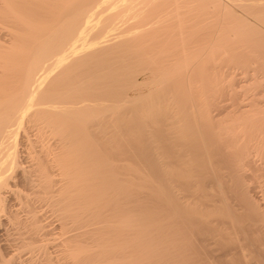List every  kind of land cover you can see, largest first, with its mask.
Listing matches in <instances>:
<instances>
[{
  "label": "rangeland",
  "instance_id": "obj_1",
  "mask_svg": "<svg viewBox=\"0 0 264 264\" xmlns=\"http://www.w3.org/2000/svg\"><path fill=\"white\" fill-rule=\"evenodd\" d=\"M110 1H104L105 4L102 0V5L98 6L97 4L101 3L100 0H0V85L5 84V87L9 88L6 89L8 92L13 90L12 95L14 97L17 95L12 103L10 100L6 105L0 106V113L11 110L18 99L21 89L18 93L14 88L18 85L17 82L24 78L23 67L36 60L37 62H44L46 59V62L50 61L51 59L46 55L54 52L55 47L61 44L64 32H68L69 29L70 32L77 30L80 28L77 27L78 22L87 18L82 16L81 20L77 19L78 14V16L83 15L81 12L84 11L89 15L88 10H92L89 9L92 6L96 8L102 6L98 8L99 10L95 8L97 12H101L100 9L105 6L102 9L104 13L96 12L97 15L108 17L106 20L108 22L113 20L114 23L115 21V24L110 22V26L102 29L99 25H95L96 28H88L93 33L92 36H96V33H101L108 27L111 29L110 41L101 43L109 46L106 50L107 46L101 45L100 47H104L101 48V52L97 45L90 49L79 50L83 51L82 53L75 52L76 49L74 55L70 56L71 58L66 57L61 62V64L68 63L70 60L65 67L73 61L74 65L79 66L72 67V64L67 69L73 70L67 73L70 74L68 78L74 76L72 81L76 80L75 73L80 76L75 84L79 83V79L82 80L84 76H88V79L85 78L83 81L88 89L79 83L83 87H73V93L79 92L78 95H80L82 92V94L72 96L75 102L84 98L82 102L78 101L80 112L83 115L86 113L84 116L86 119L83 117L84 121L79 126L77 132L79 141L77 142L87 145L86 149L91 150V157L90 155L83 157L86 161L82 159V162H86L84 163L86 167L81 163L84 172L80 176L84 175L82 183L86 185L80 184L81 179L79 178L81 177L74 175L71 178L74 179L67 183V187L63 186L60 192L53 191L47 196L45 192L34 187L32 182L34 176L32 178L31 174H28L30 172H26L28 176L25 177L29 180L20 179L16 185L17 190L12 193L13 195L7 193L6 200L2 202L4 207L0 212L2 213L0 215V264H111L112 261L114 264L125 262L135 256L133 248L136 249L137 245L133 246L134 240L132 239L133 241L129 240L131 244L124 241L122 246H118L124 248L123 246L126 245L125 250L121 249L122 252L116 248V240L121 238L116 237V239L111 235L119 236V232L115 231L120 228L116 224L120 222L118 221L120 219L116 220L119 214L133 218V222H137L142 228L145 227L142 236L144 242H141V245L146 242L144 247L151 248L148 255L155 260L153 262L150 259L153 264H264V0H144L143 8L142 1L140 5L139 0H126L125 2H130V6L124 10H122L126 7V5L123 7L124 0H117L118 4L121 1L122 8L113 6L118 5L114 3L116 0ZM80 3L84 4L80 7L78 5ZM89 3L90 5L87 6ZM94 3H97L96 6ZM111 3L114 4L107 5ZM131 5L134 6L131 7ZM105 9L109 11L116 9L118 10L116 12L122 10V12L116 14L115 11H110L114 13L113 15ZM125 10L126 13H123ZM94 12L92 13L95 17L94 21H98L99 16L96 18ZM127 13H130L126 17L129 20L126 21L124 18L126 23L123 22L121 27L127 24L123 28L129 30L130 35L118 26L123 21L121 14L127 16ZM131 14L133 17L130 16ZM136 14L140 15L136 17ZM118 15L121 19L114 17ZM90 17L93 19L91 15ZM103 17L100 18L105 21ZM138 25H141L142 30ZM130 29H134V32ZM119 31H123L124 34H120ZM132 37L133 40L129 44V38L132 39ZM112 40L116 42L112 43ZM45 44L48 46L45 47ZM41 48L43 50H40ZM132 51H134L133 54ZM90 53L93 55L97 53L98 56H92ZM86 57L93 58V60ZM6 63L12 64V68L6 66ZM16 67L19 68L16 69ZM61 68L65 69L62 65ZM58 70L60 71V68L53 71L51 77L59 74L57 77L61 79L60 76L64 74L57 73ZM98 70L100 73H96L99 72ZM90 73L98 75L94 76L101 81L96 79L98 81L94 84L96 80L91 78L93 75ZM19 76H22V79L18 78ZM11 79L15 80L14 83L9 81ZM106 80L108 81L105 82ZM54 84L59 86L56 81ZM54 84L50 83V85ZM111 84L115 85L111 86ZM8 85L13 86L7 87ZM70 86L73 85L70 84ZM108 86L110 87L107 89L110 90L105 88ZM2 88L4 87L0 89ZM59 88L60 86L56 89ZM94 88L95 91L91 90ZM103 88H105L104 91ZM83 89L86 91L84 92ZM3 90H1L3 93H7ZM96 90H99L98 93ZM8 94L11 95V93L5 95ZM8 97L10 99L12 96ZM96 99L101 100L99 102ZM85 100L90 103H86ZM113 101H115L114 105H110ZM93 104L94 106H91ZM92 111L94 113H88ZM94 114L97 115L94 117ZM117 117L123 118V122ZM93 120L96 122H91ZM116 120H119L118 123L122 122V125L115 126L117 123L113 125V121ZM37 125L38 121L35 124L29 123L27 125L29 130L26 128L28 133H24L28 136L22 135L20 139V141L26 139L27 143L35 141V143L27 144L28 146L32 144L34 147L31 145L30 148L21 147L20 149L22 157H26L25 153L27 155V161L24 158L25 162L22 164L26 170L28 164L37 160V157L42 159L43 154L39 152L41 148H38L40 146L38 137H43L42 141L43 139L46 143L49 141L47 144L55 148V135L46 133L45 130H43L44 135L37 133ZM85 132H87L86 135ZM23 137L26 138L23 139ZM102 143H106L109 148L113 147L115 152L111 149L110 154L106 153L102 149L105 146ZM27 150L31 151L28 152L30 155L26 152ZM112 153H115L113 157ZM87 167L90 169L87 170ZM91 170L92 173L89 172ZM83 173H88V175ZM92 177H95V181ZM86 179L90 180V183L85 182L88 181ZM73 181L75 182L74 187L90 185V188L91 186L94 189L97 187L100 191L98 189L93 191V187L88 188L89 190L86 187L79 189L80 186L77 190L72 187ZM107 189L109 194L114 195V192H118L114 197H118L121 204L118 199L116 202L113 197L111 198L107 192V195H104L103 192ZM96 194L99 199L94 197ZM106 196L111 200L103 198ZM74 199H80L76 203L84 205L78 208L80 204L74 203ZM101 200L119 203L121 208L110 202L101 205ZM70 201L73 205L76 204L75 208L78 209L72 211L74 207L70 208L71 206L67 204ZM93 201L97 202L93 203ZM107 204L111 205L108 207L113 206V211L112 208L110 211L105 210ZM92 205L99 208L95 210ZM129 207L132 209V212H129L131 215L125 213L128 212L126 210L131 211ZM117 208H119L118 213H116ZM91 209H94L92 211L98 213L99 217L94 218L97 216L96 213L94 216L86 214ZM59 211L60 213L65 212L67 216L62 217L58 214ZM101 211L106 217L100 214ZM111 211L118 216L111 214ZM133 212L142 214L138 216ZM76 214L81 215L79 219L76 218ZM84 214L88 218L86 215L85 218ZM134 215L137 217H133ZM101 216H103L102 220H100ZM104 217H110V219ZM60 218L63 219L62 228H65L62 230ZM92 218L95 219H93L94 222L96 221L94 225L105 224L102 230L105 228L106 233L100 232V235H103L101 237H104L102 240L95 242L98 234L93 232L83 234L78 240L75 238L74 242L67 239L69 235L79 230L78 228L72 229L75 227L73 225L75 221L80 220L79 222L87 224ZM120 218L123 217L120 215ZM89 225L87 224L88 227L91 226ZM35 227L36 231L32 229ZM150 236L152 237L149 238ZM125 237L127 236L123 235L122 239ZM83 238H86L84 242L81 241ZM65 246H68L67 250ZM105 249L108 251L105 252ZM99 250H102L103 254ZM84 251L86 253H83ZM126 252L133 253V256L128 254L129 257ZM152 252L154 254H150ZM11 255L13 259H10ZM110 255H113L111 259ZM86 259L91 262H87ZM103 260L106 263H103ZM150 261L146 263L149 264Z\"/></svg>",
  "mask_w": 264,
  "mask_h": 264
},
{
  "label": "bare ground",
  "instance_id": "obj_2",
  "mask_svg": "<svg viewBox=\"0 0 264 264\" xmlns=\"http://www.w3.org/2000/svg\"><path fill=\"white\" fill-rule=\"evenodd\" d=\"M9 1V0H8ZM101 1V3H99V4H97V3H94V5L95 4H97L98 6L99 5H102V3L104 2V1H106V0H103V2H102V0H100ZM112 1V0H111ZM110 1V2H111ZM119 1V0H118ZM118 1L116 0V1H114V3H116V4H118ZM126 0H124L123 2H124V4H123V7H124V5H126V7L125 8H122V6H121V1L119 2L120 4H118V5H115L114 3H111V5H109V4H107L108 6H112V4H114L113 6L115 7V6H119V7H121L122 8V10H124V9H126L128 6H130V2H125ZM128 1V0H127ZM132 1V0H131ZM140 1H142V5H141V3H140ZM143 1L144 0H139V2L138 3H140V5L142 6V8H143V5H144V3H143ZM149 1H151V0H149ZM175 1H177V0H175ZM6 2V1H5ZM234 2V1H233ZM239 2V1H238ZM22 3V2H21ZM105 3V2H104ZM155 3V2H154ZM176 3V2H175ZM178 3V2H177ZM81 4H84V3H80V4H78L80 7H81ZM87 4V3H86ZM106 4V3H105ZM233 4V3H232ZM248 4V3H247ZM5 5H7V4H5ZM90 5V3L87 5V6H89ZM104 5V4H103ZM135 5V4H134ZM134 5H131V7H133ZM140 5H139V7H140ZM151 5V4H150ZM176 5V4H175ZM77 6V5H76ZM84 6V5H83ZM96 6V5H95ZM97 6V7H98ZM254 6V5H253ZM263 6V5H262ZM14 7H15V5H14ZM84 7H86V6H84ZM100 7H102V6H100ZM100 7H98V8H100ZM131 7H130V9H131ZM1 8V7H0ZM74 8V7H73ZM76 9H78L79 7H75ZM83 8V7H82ZM89 8V7H88ZM95 8L96 7H90L89 9H92V10H88V9H86V10H88L90 13H89V15H87V13H85L84 11L83 12H81L83 15H80V16H78L77 15V19H80L81 20V18H82V16H85V17H87V18H85V20L84 21H79L78 22V25L79 26H77V25H73V26H77V27H80V28H76L77 30H74L73 32H70V29H69V31L68 32H64L65 33V35H63V38H62V42H61V44L59 45V46H56V47H58L57 49H56V47H55V50H54V52H50V53H48L46 56H48L47 58H50L51 60L50 61H48V62H46L47 61V59L43 62H37V60L36 61H34V62H31V63H29V64H27L26 66H24L23 68H24V71H25V75H24V78H23V80H21L20 82L18 81L17 83H18V87L19 86H21V87H17V86H15V88H14V90H16L15 92H18L19 91V89H21V91H19L20 92V95L18 96V99H16V102L14 103V106L12 107V109L11 110H8V111H3V112H1L0 113V212L2 211V207H4V206H2V202L4 201V200H6V197H7V195L10 193V194H12L13 192H15L16 190H17V188H16V185H17V183H18V181L20 180V179H28V178H26L28 175H26V172H30V173H28V174H31V177L33 178V176H34V178L32 179V182H33V184H34V187H37L38 189H39V191H42V192H45L46 193V195L48 194V193H52L53 191L54 192H56V191H58V192H60V190H61V188L64 186H66V185H68L67 183H69V182H71L73 179H71L72 177H74V175H75V177H77V175H78V177H81V178H79V179H81V183L80 184H83V185H86V183H82L83 181V177H84V175H82V176H80L81 175V173L82 172H84L83 171V168H82V166L84 165L85 167H86V164H84V163H86V162H82V159L83 160H85L84 158L86 157V156H89L91 153V150L89 149V150H87L86 148H87V145H85V144H83V143H81V142H77V141H79V139H78V130H79V126H80V124H81V122H83L84 120H83V117L84 116H86L85 114L86 113H84V115L80 112V106H79V104H80V102H82L81 100L82 99H84V98H82L81 100H80V102H78V101H76L75 102V100L72 98V96H80L81 94H82V92L80 93V95H78V93L79 92H77L76 90H74L75 92H77L76 94L75 93H73V89L75 88V87H78V86H82V85H79V83L81 84H83L84 82L83 81H85V78H87L88 79V76L86 77V76H84L83 78L84 79H79L80 81H82V82H80L79 81V83L77 82V84H75V81H77V78L78 77H80V76H78V73H75V75H76V80L75 81H72L71 79H72V77L74 78V76H71V78H68L69 76H70V74H67V73H70V72H72L73 70H71V69H69L70 70V72H69V70H67L68 68H70L71 66H72V64H73V62H71V64L70 65H66V67H65V64H68V63H70V60H69V62L68 63H62L61 64V62L62 61H64V59L66 58V57H70V56H72V55H74V51L75 52H78L79 50H86V49H90V47H93V46H95L96 47V45L97 46H99L100 47V45L101 46H104V47H106L107 45H106V43H105V45H102L101 43H103V42H105V41H107V40H109L110 39V33H112L111 32V29L108 27L107 29H104L101 33H96L97 35L96 36H92L93 35V33H91V30L89 29L88 30V28H93V27H95V25H99V28H103V27H105V26H110L111 24H110V22L112 23V24H115V21H114V23H113V20H111V21H106L107 19H108V17L107 18H105V17H103L102 15H97V13L98 14H103L104 13V10H102L103 8H105V6H103V8L102 9H100V11L101 12H97L96 10H95ZM98 8H96L97 10H99ZM115 8H117V7H115ZM135 8H137L136 6H135ZM142 8H140V9H142ZM178 8V7H177ZM189 8V7H188ZM110 9V8H109ZM112 9V8H111ZM119 9V8H118ZM133 9V8H132ZM251 9V8H250ZM79 10H81V9H79ZM105 10H107V9H105ZM122 10H119L120 12H122ZM186 10V9H185ZM254 10V8L252 9V11ZM25 11V10H24ZM72 11V10H71ZM70 11V12H71ZM93 11H95L94 13L96 14L95 16H96V18L99 16V18L97 19L98 21H99V19H102V18H100V17H103V18H105V21H103V19L102 20H100V21H103V22H98V21H94L95 20V17H93L94 16V14H92L93 13ZM107 11H109V10H107ZM111 11V10H110ZM109 11V12H110ZM112 11H115L114 13H116V14H120V12H116V11H118V10H116V9H114V10H112ZM111 11V12H112ZM139 11V10H138ZM165 11V10H164ZM184 11V10H183ZM242 11V10H241ZM247 11V10H246ZM73 12H75V11H73ZM97 12V13H96ZM108 12V13H109ZM110 12V13H111ZM130 12V11H129ZM132 12V11H131ZM130 12V13H131ZM167 12V11H166ZM80 13V12H79ZM114 13H111V14H113L114 15ZM123 13H126V10H125V12H123ZM129 13V14H130ZM140 13V12H139ZM247 13V12H246ZM128 13H127V16H125V15H123V14H121L120 16L121 17H123V21H121V20H119V22L121 21L122 23H118L119 25L118 26H120L121 27V24H123V22L124 23H126L125 22V19H126V21H128L129 19H127L126 17H128V15H129ZM68 15H70V14H68ZM90 15L92 16V18L93 19H91V17H90ZM110 15V14H109ZM133 14H131L130 16H132ZM137 15L138 14H136V17H137ZM140 15V14H139ZM138 15V16H139ZM107 16H108V14H107ZM112 16V15H111ZM110 16V17H111ZM164 16V15H163ZM163 16H161V17H163ZM88 17H90V18H88ZM109 17V18H110ZM115 18L117 17V18H119V19H121L120 17H119V15L118 16H114ZM114 17H111V18H114ZM133 17V16H132ZM157 17V16H156ZM3 18V17H2ZM69 18V17H68ZM72 18H74V17H72ZM110 18V19H111ZM125 18V19H124ZM84 19V18H83ZM134 18H132V20H133ZM66 20V19H65ZM69 20V19H68ZM117 20V19H116ZM135 20V19H134ZM78 21V20H77ZM131 21V20H130ZM65 22V21H64ZM76 22V21H75ZM108 22V23H107ZM136 22V21H135ZM69 23V22H68ZM129 23V22H128ZM132 23H133V21H132ZM143 23V22H142ZM141 23V24H142ZM65 24V23H64ZM73 24V23H72ZM74 24H77V23H74ZM103 24H105V25H103ZM130 24V23H129ZM148 25H150V24H148ZM125 26V25H124ZM123 26V27H124ZM126 26H127V24H126ZM125 26V27H126ZM139 26V25H138ZM141 26V25H140ZM139 26V27H140ZM123 27H121V28H123ZM4 28V27H3ZM96 28V27H95ZM141 28V27H140ZM68 29V28H67ZM66 29V30H67ZM124 29V28H123ZM139 29V28H138ZM148 29V28H147ZM146 29V30H147ZM60 30V29H59ZM58 30V31H59ZM99 30V29H98ZM132 32H134V29L132 30V29H130ZM141 30H142V28H141ZM95 31H96V29H95ZM123 31H126V32H128L127 34H129V33H131L129 30H123ZM123 31H119L120 32V34L121 33H123L124 34V32ZM54 32H56V31H54ZM54 32L52 33V34H54ZM60 32H61V30H60ZM97 32H99V31H97ZM115 32V31H114ZM63 33V32H62ZM62 33H61V35H62ZM9 34H11V33H9ZM116 34V33H115ZM122 34V35H123ZM133 34V33H132ZM132 34H131V36H132ZM141 34V33H140ZM113 35V34H112ZM130 35V34H129ZM128 35V36H129ZM135 36H136V34H134ZM7 36V35H6ZM16 36V35H15ZM41 36V35H40ZM53 36H55V35H53ZM53 36H50V37H53ZM59 36V35H58ZM120 36V35H119ZM121 37H123V36H121ZM16 38V37H15ZM119 38V37H118ZM124 38H126L125 36H124ZM52 39V38H51ZM8 40V39H7ZM56 40V39H55ZM57 40H58V38H57ZM113 40H115V38H113ZM112 40V43L114 42H116V41H113ZM125 40V39H124ZM131 40H133V37H132V39L131 38H129V44H130V41ZM151 40V39H150ZM14 41V40H13ZM110 41V40H109ZM121 41V40H120ZM127 41H128V39H127ZM47 43H49L48 41H47ZM99 43V44H98ZM111 43V42H110ZM125 44H127L126 42H124ZM104 44V43H103ZM49 45H50V43H49ZM52 45H54V43H52ZM52 45H51V47H52ZM109 45V44H108ZM111 46L113 45V44H110ZM119 45V44H118ZM1 46H3V44L1 45ZM20 46V45H19ZM46 46H48V44H45V47ZM123 46H124V44H123ZM44 49H45V47H44V45L42 46ZM104 47H100L98 50H99V52H101L100 50H101V48H104ZM109 46H107L106 48H105V50L108 48ZM14 48V47H13ZM50 48V47H49ZM49 48H47V50H49ZM53 48V47H52ZM98 48V47H97ZM110 48H112V47H110ZM124 48V47H123ZM122 49V48H121ZM129 49V48H128ZM40 50H43L42 48L40 49ZM94 50V49H93ZM92 50V51H93ZM134 50V49H133ZM73 51V52H72ZM95 51H97V50H95ZM134 51H137V52H139L138 50H134ZM134 51H132L131 53L133 54V52ZM37 52H39V51H37ZM41 52V51H40ZM39 52V53H40ZM47 52V51H46ZM45 52V53H46ZM83 52V51H82ZM82 52H80L79 51V53H82ZM103 52H104V50H103ZM103 52H102V54H103ZM142 52V51H141ZM141 52H139V53H141ZM149 52V51H148ZM33 53V52H32ZM44 53V52H43ZM89 53V52H88ZM87 53V54H88ZM143 53V52H142ZM171 53V52H170ZM35 54V53H34ZM90 54H92V53H90ZM95 54V53H94ZM97 54V53H96ZM95 54V55H96ZM101 54V53H100ZM136 55H137V53H135ZM148 54V53H147ZM95 55H93L92 54V56H95ZM146 55V54H145ZM87 56H90V55H87ZM96 56H98V55H96ZM134 56V55H133ZM138 56V55H137ZM39 57H40V55H39ZM39 57H38V60H39ZM71 58V57H70ZM70 58H67V59H70ZM86 58H88V57H86ZM85 58V59H86ZM24 59V58H23ZM41 59V58H40ZM73 59V58H72ZM71 59V60H72ZM81 59V58H80ZM88 59H91L90 57L88 58ZM0 60H1V58H0ZM21 60V59H20ZM91 60H93V58L91 59ZM26 61V60H25ZM40 61V60H39ZM81 61V60H80ZM1 62V61H0ZM6 62H10V63H16V62H11V61H6ZM20 62V61H19ZM18 62V64H21V63H19ZM22 62V61H21ZM29 62V61H28ZM66 62V61H65ZM177 62V61H176ZM5 63V62H4ZM1 64V63H0ZM12 64L11 65H9L8 63H6V66H8V67H11L12 68ZM79 64H80V62H79ZM78 64V65H79ZM84 64V63H83ZM61 65L65 68L64 70H62V68H61ZM88 65V64H87ZM2 66H5V65H2ZM76 65H74L73 64V66L72 67H75ZM20 67V66H19ZM19 67H16V69L17 68H19ZM76 67H79V66H76ZM4 68V67H3ZM11 68H9V69H11ZM58 68H60V71L58 70L57 71V73H60V74H64V75H62V76H64L65 77V79H64V77H62V76H60L61 77V79H58L59 77H57V75H59V74H57L56 76H53V77H51V73L53 72V71H55V70H57ZM84 68V67H83ZM95 68V67H94ZM5 69V68H4ZM22 68H20V70H21ZM74 69V68H73ZM75 69H77V68H75ZM98 69H99V67H98ZM23 70V69H22ZM21 70V71H22ZM62 70V71H61ZM78 70H79V68H78ZM85 70V69H84ZM86 70H88V69H86ZM85 70V71H86ZM101 70V69H100ZM100 70H98L99 72H96V73H100ZM6 71H8V70H6ZM14 71H16V73L18 72L17 70H14ZM65 71H67L66 73H64ZM91 71V70H90ZM105 71V70H104ZM5 72V71H4ZM11 72V71H10ZM23 72V71H22ZM22 72H20L21 74H22ZM19 73V74H20ZM88 73V72H87ZM86 73V74H87ZM20 74V75H21ZM24 74V73H23ZM56 74V73H55ZM55 74H53V75H55ZM80 75H82V73H79ZM90 74H92L93 75V77H91L92 79L94 78L95 80L96 79H99V78H97V77H95V76H98V75H95V73L93 74V73H90ZM18 75V74H17ZM89 75V74H88ZM95 75V76H94ZM89 76H91V75H89ZM99 76H101L100 74H99ZM10 77V76H9ZM56 77V78H55ZM12 78H13V76H12ZM18 78H20V79H22V76L20 77H18ZM52 78V79H51ZM90 78V79H91ZM55 79H57V80H55ZM69 79V80H68ZM86 79V80H87ZM93 79V80H94ZM117 79V78H116ZM17 80H19V79H17ZM55 80L56 81V83H59V86H60V88L59 89H56V88H58L59 86L57 85V84H54L55 83V81L53 82V81ZM92 80V81H93ZM94 80V81H95ZM4 81H6V80H4ZM10 82L11 81H13L12 79L11 80H9ZM15 81V80H14ZM14 81L12 82V83H14ZM97 81L98 80H96V82H94V84L95 83H97ZM99 81H101V79H99ZM108 80H106L105 82H107ZM117 81H118V79H117ZM49 82V83H48ZM71 82H73V84L71 83ZM119 82V81H118ZM8 83V82H7ZM12 83H9V84H12ZM50 83H52V84H54L55 85V89H54V85H50ZM88 83H90L89 81H88ZM137 83V82H136ZM20 84V85H19ZM69 84V85H68ZM70 84L71 85H73V86H70ZM91 84H93V83H91ZM108 84V83H107ZM116 84V83H115ZM115 84H111V86H113V85H115ZM139 84V83H138ZM142 84V83H141ZM74 85H76V86H74ZM84 85V88L86 87V89H88L87 88V86H85L86 84H83ZM89 85V84H88ZM98 85V84H97ZM109 85V84H108ZM118 85V84H117ZM1 86V85H0ZM10 86H13V85H8L7 87H10ZM62 86V87H61ZM94 86H96V85H94ZM98 86H100V85H98ZM104 86V85H103ZM1 87H4V88H2V89H0V91L1 90H3V91H7L8 89L5 87V84H4V86H1ZM0 87V88H1ZM74 87V88H73ZM83 87V86H82ZM92 87V86H91ZM110 86H108V87H105L106 89L107 88H109ZM118 87V86H117ZM120 87V86H119ZM105 88H103V91H104V89ZM7 89V90H6ZM12 89V88H11ZM114 89V88H113ZM117 89V88H116ZM120 89V88H119ZM91 90H93V91H95V88L94 89H91ZM107 90H110V89H107ZM122 90V89H121ZM11 92H8L7 91V93H11V95L10 94H8V95H5V94H7V93H3L2 91H1V93H0V98H2V99H0L1 101H0V103L1 102H3L6 98H7V100H5V102L4 103H1V105L0 106H4V105H6V103H8L10 100H11V102L10 103H12V101H14L15 100V98L17 97V95H16V97H14L13 95H12V93H13V90H10ZM83 91H84V89H83ZM86 91V90H85ZM84 91V92H85ZM98 91L99 90H96V92L98 93ZM18 92V93H19ZM88 92H90V91H88ZM110 91H108V93H109ZM127 92V91H126ZM132 92V91H131ZM93 93V92H92ZM113 93H114V91H113ZM117 93H120V92H117ZM117 93H115V94H117ZM85 94V93H84ZM87 94V93H86ZM125 94V93H124ZM127 94V93H126ZM93 96H94V94H92ZM99 95V94H98ZM104 95V94H103ZM110 95V94H109ZM113 95V94H112ZM121 95V94H120ZM5 96H7L6 98H4ZM8 96H12L10 99H9V97ZM97 96V95H96ZM125 96V95H124ZM89 97H90V95H89ZM110 97H112V96H110ZM126 97V96H125ZM75 98V97H74ZM81 98V97H80ZM94 98V97H93ZM127 98V97H126ZM9 99V100H8ZM95 99V98H94ZM93 99V100H94ZM108 99V98H107ZM110 99V98H109ZM122 99V98H121ZM90 100H92V99H90ZM96 100H99V102H100V100L101 99H96ZM95 100V101H96ZM105 100V99H104ZM116 100H118V99H116ZM86 101V100H85ZM106 101V100H105ZM110 101H112V99L110 100ZM255 101V100H254ZM88 101H86V103H87ZM94 102V101H93ZM98 102V101H97ZM88 103H90V102H88ZM95 104H97L96 102H94ZM102 103H107V102H102ZM114 103H115V101H113L112 102V104H110V105H114ZM2 104H4V105H2ZM90 105V104H89ZM166 105V104H165ZM253 105V104H252ZM264 105V104H263ZM86 106H87V104H86ZM91 106H94V104L93 105H91ZM84 107V106H83ZM3 107H1V109H2ZM108 108V107H107ZM94 109V108H93ZM104 109V108H103ZM89 111V110H88ZM95 112H98V111H95ZM88 113H94L93 111L92 112H88ZM87 113V114H88ZM102 113V112H101ZM95 115H97V114H94L93 116L95 117ZM102 115H104V114H102ZM106 116V115H105ZM118 116H120V115H118ZM122 116V115H121ZM120 116V117H121ZM123 117V116H122ZM142 117V116H141ZM85 119H86V117H84ZM91 118V117H90ZM93 118V117H92ZM118 119H119V117H117ZM116 118V119H117ZM100 119V118H99ZM88 120V119H87ZM119 120H122V122H123V118L122 119H119ZM119 120H116V121H113L114 122V124L113 125H115L116 123V125L115 126H118L119 124H121L122 125V122H120V123H118V121ZM160 120V119H159ZM36 121H38V125H37V129H38V131H36L37 133H41L42 135H44L45 133V131H46V133H53L54 135H51V136H54L55 137V140H54V145H55V148H52L51 147V145L49 146L47 143H49V141H47V143H46V141L44 142V140L45 139H43V141L41 140V138H43V137H38V138H40V139H38V140H40V146H38V148H41V149H39L40 151L39 152H41L43 155H42V159H40V158H38L37 157V160H34L31 164H28L29 166H28V168H30V169H28L27 168V170L23 167L24 165H22L25 161H24V158L26 159V161H27V155H26V153H25V156L26 157H22V151L20 150L21 149V147H24V148H26V147H29L30 148V146L32 145V144H29V146L27 145L28 143H32V142H34L35 143V141H32V142H28L27 143V141H25L26 139H24V138H26V137H23V141L21 140L20 141V139L22 138V135L24 136V135H26L28 132H26V128L27 127H29V126H27V125H29V123L30 124H35L36 123ZM89 121V120H88ZM110 120L108 119V122H109ZM91 122H96L95 120H93V121H91ZM110 123V122H109ZM82 124H84V123H82ZM96 124V123H95ZM91 125H93V124H91ZM101 125V124H100ZM109 125H111V124H109ZM39 126V127H38ZM97 126V125H96ZM103 126V125H102ZM34 127V126H33ZM95 127V126H94ZM97 127H99V126H97ZM155 127H156V125H155ZM90 128V127H89ZM158 128V127H157ZM28 129V128H27ZM87 129V128H86ZM94 129V128H93ZM29 130V129H28ZM43 130H45V131H43ZM162 130V129H161ZM41 131H43V133L41 132ZM49 131V132H48ZM166 131V130H165ZM24 133H26V134H24ZM163 133V132H162ZM50 134H47V135H50ZM85 135L87 134V132H85L84 133ZM114 134V133H113ZM112 134V135H113ZM39 135V134H38ZM46 135V136H47ZM93 135V134H92ZM26 136H28V135H26ZM94 136V135H93ZM54 137H52V138H54ZM29 137H27V139H28ZM45 138V137H44ZM87 138V137H86ZM46 139H48V138H46ZM111 139H112V137H111ZM49 140V139H48ZM82 140V139H81ZM31 141V140H30ZM82 141H87V140H82ZM97 141H98V139H97ZM101 141V140H100ZM112 141V140H111ZM110 141V142H111ZM107 142V141H106ZM52 143V142H51ZM112 143V142H111ZM95 144H96V141H95ZM94 144V145H95ZM102 144H104L105 146L102 148L106 153H108V154H110L111 153V149L113 148V147H108V145L106 144V143H102ZM109 144V143H108ZM27 145V146H26ZM93 145V146H94ZM111 145V144H110ZM92 146V147H93ZM113 146V145H112ZM31 147H34V145H32ZM54 147V146H53ZM115 147V146H114ZM38 148H37V150H38ZM89 148H90V146H89ZM97 148H99V147H97ZM95 149V148H94ZM30 150H32V148L30 149ZM113 151L112 152H115L114 151V149H112ZM25 151V150H24ZM27 153L28 152H31V151H29V150H27L26 151ZM95 153V152H94ZM105 153V154H106ZM117 153V152H116ZM29 155H30V153H28ZM113 154H115V153H112L111 155H112V157H113ZM38 155H40V154H38ZM84 157V158H83ZM90 157H91V155H90ZM89 157V158H90ZM97 157V156H96ZM108 158V157H107ZM29 159V158H28ZM33 159V158H32ZM94 159V158H93ZM86 161V160H85ZM93 162V161H92ZM118 162V161H117ZM30 163V162H29ZM81 163H83V165L81 164ZM27 166V165H26ZM95 166H96V164H95ZM92 167H94V166H92ZM91 167V168H92ZM96 168V167H95ZM88 169H90V168H88L87 167V170ZM85 170V169H84ZM126 170V169H125ZM86 171V170H85ZM187 171V170H186ZM89 172H91L92 173V170L91 171H89ZM96 173V172H95ZM83 174H87L88 175V173H83ZM86 175V176H87ZM26 176V177H25ZM55 176L57 177V178H55ZM93 176V175H92ZM91 177V176H90ZM30 178V177H29ZM95 178V177H94ZM94 178L92 177V179L94 180ZM235 178V177H234ZM85 179V178H84ZM88 179H90V178H88ZM88 179H86V180H88ZM91 179V180H92ZM29 180V179H28ZM28 180H26V181H24V180H22V181H24V182H27ZM93 180H92V182H93ZM95 181V180H94ZM76 182H77V180H76ZM85 182H87V183H90V180H88V181H85ZM91 182V183H92ZM29 184H30V182H28ZM73 183H75L74 181L72 182V187H74L73 186ZM79 183H77V185L79 184ZM99 184V183H98ZM58 185V186H57ZM77 185H75V186H77ZM88 185V184H87ZM57 186V187H56ZM79 186H80V188H79ZM79 186H77V187H74V188H76L77 190H79V189H81V188H89V189H91L93 186H91V188L89 187L90 185H88V187L87 186H81V185H79ZM67 187V186H66ZM69 187V186H68ZM113 187V186H112ZM177 187V186H176ZM175 187V188H176ZM71 188V187H70ZM79 188V189H78ZM101 188V187H100ZM105 188V187H104ZM111 188V187H110ZM37 189V190H38ZM88 189V190H89ZM96 189H98L99 191H100V189L99 188H95L94 189V187H93V191L94 190H96ZM102 189V188H101ZM119 190V189H118ZM19 191V190H18ZM93 191H91V192H93ZM98 191V193H100ZM108 191V189L105 191V192H103L104 193V195H107V192ZM89 192V191H88ZM107 192V193H106ZM111 192H114V191H111ZM6 193V194H5ZM8 193V194H7ZM45 193H44V195H45ZM90 193V192H89ZM93 193H96V192H93ZM116 193H118V192H114V195H116ZM130 193V192H129ZM101 194V193H100ZM109 194V193H108ZM13 195V194H12ZM91 195V194H90ZM109 195H111V198L113 197V199L114 200H116V199H118V197H114V195L113 194H109ZM113 195V196H112ZM48 196V195H47ZM72 197V196H71ZM95 198H98L97 197V194H96V196H94ZM261 197V196H260ZM47 198V197H46ZM103 198H108V196H106V197H103ZM135 198H137L136 196H135ZM49 199H50V197H49ZM81 199V198H80ZM80 199H78L79 201H80ZM82 199H85V198H83L82 197ZM81 199V200H82ZM92 199V198H91ZM99 199V198H98ZM98 199H96L97 201H100V200H98ZM109 200H111L110 198H108ZM60 200V199H59ZM75 200V202L74 203H76V202H79L78 200H76V199H74ZM74 200H71L72 202L74 201ZM95 200V199H94ZM108 200V202H110L111 204H113V205H115V206H117L119 203L121 204V200H119V203H115V202H111V201H109ZM114 200H112V201H114ZM118 200H116V202H118ZM134 200V199H133ZM54 201V200H53ZM71 201L70 202H68L67 204L68 205H70L71 207L70 208H72V207H74L73 208V210L72 211H74V210H76V209H78L79 207H81V206H83L84 204H80V203H76V204H80V206H78V208H75V206H76V204L75 205H73L72 203H71ZM87 201V200H86ZM92 201V200H91ZM97 201H95V202H97ZM102 201V200H101ZM94 201H93V203H95ZM106 201L105 200H103L100 204L102 205L103 203H105ZM108 202H106V203H108ZM56 203H57V201H56ZM62 203V202H61ZM65 203V202H64ZM72 205H71V204ZM85 203V202H84ZM87 203H88V201H87ZM127 203H128V201H127ZM126 203V204H127ZM132 203V202H131ZM130 203V204H131ZM137 203H139V202H137ZM89 204V203H88ZM96 204H99V203H96ZM117 204V205H116ZM67 205V206H68ZM103 205H105V204H103ZM128 205V204H127ZM137 205V204H136ZM139 206H140V203L138 204ZM64 206V205H63ZM89 206V205H88ZM96 206H98V205H96ZM108 206H111V205H108L107 204V207ZM114 206V207H115ZM129 206V205H128ZM56 207V206H55ZM92 207L96 210L97 208H99V207H97V208H95L94 207V205H92ZM92 207H88L89 209L90 208H92ZM107 207H105V208H103V209H105V210H107V211H110L111 210V208H112V211H113V206L112 207H108V208H110V209H108ZM118 207L119 208H121V206L120 205H118ZM141 207V206H140ZM140 207H138V208H140ZM28 208V207H27ZM59 208V207H58ZM69 208V209H70ZM84 208H86L85 206H84ZM116 208V207H115ZM119 208H117V212L116 213H118V210H119ZM130 208V207H129ZM128 208V209H129ZM51 209V208H50ZM63 209H65V208H63ZM94 209H91V211L90 212H88V213H86V214H90L91 216L93 215L94 216V213H96V212H93L92 210H94ZM66 210H68V208L66 209ZM84 210V209H83ZM100 210H101V208L98 210V213L100 212ZM105 210H103L105 213L107 212V211H105ZM121 210H123V209H121ZM121 210L119 211V212H121ZM126 210V209H125ZM130 210L131 211H129V210H126V211H128V212H125L124 210H123V212H125V213H128L129 215H131V213H129V212H132V209L130 208ZM135 210V209H134ZM133 210V211H134ZM137 210V209H136ZM141 210V209H140ZM55 211H56V209H55ZM61 211H65V210H61ZM82 211V210H81ZM81 211H79V212H81ZM87 211H89V210H87ZM112 211H111V214H113V215H116V214H114V213H112ZM168 211V210H167ZM102 212V211H101ZM66 213H68V212H66ZM71 213H73V212H71ZM98 213H96L97 214V216L95 217L94 216V218H97V217H99L98 216ZM103 213V212H102ZM100 213L101 215H104L105 216V214L103 213ZM124 213V214H125ZM198 213V212H197ZM2 213H0V215H1ZM58 214H61L62 215V217H64V216H67L66 214H65V212L64 213H60V211H59V213ZM69 215H70V213H68ZM81 214H82V212H81ZM86 214H84V216L86 215ZM133 214H138V216L139 215H141V214H139V213H137V212H133ZM71 215H73V214H71ZM120 215L123 217V218H120ZM127 215V214H126ZM76 216V218L77 219H79L80 217L79 216H81L80 214L78 215V214H76L75 215ZM74 216V217H75ZM87 216V215H86ZM86 216H85V218H86ZM109 216H112V215H109ZM116 216H118V215H116ZM116 216H112V217H116ZM56 217H59V216H56ZM79 217V218H78ZM102 217L103 216H101V218H100V220H102ZM106 217V216H105ZM104 217V218H105ZM132 217V216H131ZM133 217H137L136 215H134ZM28 218V217H27ZM34 218H36V217H34ZM66 218V217H65ZM84 218V217H83ZM87 218H88V216H87ZM94 218H92V220H90V222L91 221H93V219ZM110 219V217H107V218H105V219ZM61 219V218H60ZM70 219H71V217H70ZM82 219V218H81ZM112 219V218H111ZM114 219V218H113ZM117 219H120V220H118V221H120L119 223L117 222L116 224H118V226L117 227H119L120 226V228H118L117 230H115V231H118L119 233V236L117 235L116 236V234H113L112 232H115V231H113L112 230V234L113 235H111L112 237L114 236L115 238L116 237H118V238H121L120 240H116L117 242H116V244H117V247L116 248H119L118 246H122L121 244H123L124 243V241L125 242H128V243H130L131 241H133V246H134V244L135 245H137V248L135 249V248H133L134 249V251H135V256L134 257H132L131 259H129V260H127V261H125V262H119V263H114V264H147L146 263V261H150V259H151V261H155V260H153V257H150L149 255H148V253L149 252H151L150 250H151V248L150 247H144V244L146 243H144V244H142L141 245V242H144V241H142V236H143V231H144V229H145V227L144 228H142V226L140 225V224H138L137 222H133V218H130V217H124V215H122V214H119V216L116 218V220ZM140 219V218H139ZM170 219V218H169ZM45 220V219H44ZM58 220V219H57ZM63 219H61V221H62ZM86 220V219H85ZM95 220V219H94ZM161 220V219H160ZM73 221V220H72ZM80 221V220H79ZM79 221H75L74 222V224L73 225H75V227L74 228H72V229H79L78 231H75V233H72V235H69V237L67 238L68 240H72L73 242L77 239H79V238H81L82 237V235L83 234H87V233H97L98 234V236L95 238V242L97 241V240H99V239H103L104 237H101V236H103V235H100V232H102V231H104V229L102 230V226L103 225H105L104 223H102L103 225L102 226H99V225H101V224H99V223H97V225H94L95 223H96V221L94 222L93 221V223H90V222H88L87 224L89 225V223H90V225L92 226V228H90V227H88L87 226V224L84 222H79ZM104 221H106V220H104ZM111 221H114V220H111ZM141 221V220H140ZM171 221V220H170ZM65 222V221H64ZM87 222V221H86ZM97 222H98V220H97ZM100 222H102V221H100ZM108 222H109V220H108ZM142 222V221H141ZM208 222V221H207ZM106 223V222H105ZM32 224V223H31ZM63 224V221H62V223L60 224L61 226H60V228H61V230L62 229H65V228H62V226H64V225H62ZM69 224V223H68ZM33 225V224H32ZM94 225V226H93ZM172 225V224H171ZM34 226H36V225H34ZM34 226H32V227H34ZM66 226V225H65ZM71 226V225H70ZM107 226V225H106ZM106 226H104V227H106ZM116 226V225H115ZM148 226V225H147ZM47 227V226H46ZM69 228H71V227H69ZM107 228V227H106ZM110 228H112V227H110ZM123 228V229H122ZM32 229H34V231H36L37 229H36V227L35 228H32ZM38 229H40V228H38ZM59 229V228H58ZM70 230V229H69ZM122 230V231H121ZM66 231V230H65ZM73 231V230H72ZM67 232V231H66ZM105 232V231H104ZM108 232H110V230H108ZM107 232V233H108ZM60 233H61V231H60ZM62 233H65V232H62ZM106 233V232H105ZM116 233V232H115ZM69 234V233H68ZM66 235V234H65ZM80 235V236H79ZM123 235L124 236H127V237H125V238H123L122 239V237H123ZM77 236H78V238H77ZM94 236V235H93ZM121 236V237H120ZM149 236V235H148ZM45 237V236H44ZM113 237V238H114ZM129 237V238H128ZM145 237V236H144ZM152 236H150L149 238H151ZM76 238V239H75ZM131 238V239H130ZM84 239H86V238H83L81 241H83ZM92 239V238H91ZM108 239V238H107ZM106 239V240H107ZM133 239V240H132ZM146 239V238H145ZM47 240V239H46ZM54 240V239H53ZM89 240V239H88ZM94 240V239H93ZM92 240V242H94ZM129 240H131V241H129ZM153 240V239H152ZM152 240H150V241H152ZM32 241V240H31ZM67 240H65V242H66ZM81 241H79V243H81ZM91 241V240H90ZM90 241H86V242H90ZM100 241V240H99ZM111 241V240H110ZM149 241V242H150ZM84 242V241H83ZM94 242V243H95ZM103 242V241H102ZM115 241L113 240V243H114ZM45 244H46V242H44ZM43 243V244H44ZM75 243H77V242H75ZM128 243H125V244H128ZM61 244H64V243H61ZM107 244V243H106ZM131 244V243H130ZM129 244V245H130ZM86 245H88V244H86ZM92 245H97V244H92ZM92 245H90V246H92ZM100 246H101V244H99ZM109 245V244H108ZM128 245V246H129ZM151 245V244H150ZM31 246V245H30ZM70 246H72V245H70ZM77 246V245H76ZM81 246V245H80ZM126 246V245H125ZM125 246H123L124 248H119L120 250L122 249H124L125 250ZM149 246V245H148ZM63 247H64V245H63ZM66 247V250H67V247L68 246H65ZM115 247V246H114ZM60 248H62V247H60ZM100 248V247H99ZM105 248V247H104ZM113 248V247H112ZM111 248V249H112ZM153 248V247H152ZM158 248V247H157ZM54 249V248H53ZM72 249V248H71ZM81 249H82V247H81ZM89 249V248H88ZM107 249H109V248H107ZM115 249V248H114ZM154 249H156L155 248V246H154ZM167 249V248H166ZM91 251V253H93V251H92V249H90ZM103 250V249H102ZM102 250H99V252L100 253H102L103 254V251ZM106 250V249H105ZM110 250V249H109ZM122 250H121V252H122ZM127 250H129V249H127ZM89 251V250H88ZM95 251V250H94ZM108 250H106L105 252H107ZM113 251V250H112ZM129 251H131V249L129 250ZM133 251V250H132ZM131 251V252H132ZM149 251V252H148ZM80 252V251H79ZM156 252V251H155ZM68 253H69V251H68ZM74 253V252H73ZM72 253V254H73ZM83 253H86L85 251L83 252ZM82 253V254H83ZM87 253H89V252H87ZM100 253H98V254H100ZM120 253V252H119ZM127 253V255L128 254H133V253H128V252H126ZM81 254V253H80ZM81 254V255H82ZM107 254V253H106ZM113 254V253H112ZM118 254V253H117ZM150 254H154L153 252L152 253H150ZM65 255V254H64ZM96 255H97V253H96ZM13 256H14V253H13ZM12 255H11V257H10V259H13L14 257H13ZM17 255H15V257H16ZM97 256H99V255H97ZM105 256V255H104ZM116 256V255H115ZM129 257H130V255H128ZM133 256V255H132ZM156 256V255H155ZM87 257V256H86ZM91 257V256H90ZM108 257V256H107ZM111 257H113V255H110V259H111ZM92 258V257H91ZM98 258V257H97ZM105 258V257H104ZM109 258V257H108ZM90 259V258H89ZM154 259H155V257H154ZM16 260V259H15ZM90 260H93V259H90ZM90 260H88V259H86V261L88 262H91ZM97 260V259H96ZM105 260H106V258H105ZM105 260H103V263H106V262H104ZM5 261V260H4ZM83 261V260H82ZM108 261H112V260H109L108 259ZM107 261V262H108ZM151 261H150V263H151ZM172 261V260H171ZM112 262H114V261H112ZM112 262H111V264H112ZM118 262V261H117ZM130 262V263H129ZM8 263V262H7ZM98 263V262H97ZM149 263V264H150ZM6 264V263H5ZM90 264V263H89ZM151 264H153V263H151Z\"/></svg>",
  "mask_w": 264,
  "mask_h": 264
}]
</instances>
